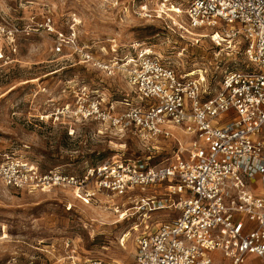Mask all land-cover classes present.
<instances>
[{
	"label": "built area",
	"instance_id": "2783aa9c",
	"mask_svg": "<svg viewBox=\"0 0 264 264\" xmlns=\"http://www.w3.org/2000/svg\"><path fill=\"white\" fill-rule=\"evenodd\" d=\"M156 5L175 22L185 16L176 22L179 28L243 55V66L226 70L213 91L206 71L180 73L151 46L135 42L129 54L106 61L81 45L75 27L59 30L51 13L38 27L54 36L55 53L68 50L80 63L119 72L130 89L110 103L83 86L73 91L74 106L59 110L57 119L97 122L101 129L140 132L156 142L181 130L189 140L179 142L175 158L152 164L151 155L118 154L76 175L42 171L28 160L0 154V180L28 191L72 188L88 201L98 195L126 198L147 215L176 213L156 227L146 224L136 236L135 264H249L250 255L264 261V192L252 188L255 179L264 180V0H156ZM141 9L152 16L147 4ZM19 32L0 17V37L12 54ZM163 185L165 198L155 190ZM116 206L122 211L125 203ZM68 264L117 263L91 258Z\"/></svg>",
	"mask_w": 264,
	"mask_h": 264
},
{
	"label": "rangeland",
	"instance_id": "374dc122",
	"mask_svg": "<svg viewBox=\"0 0 264 264\" xmlns=\"http://www.w3.org/2000/svg\"><path fill=\"white\" fill-rule=\"evenodd\" d=\"M144 4L151 17L143 14ZM157 8L156 0H0V17L20 30L16 53L9 52L0 37V154L28 160L42 171L76 175L118 154L151 155L152 164L175 158L179 142L189 140L181 130L156 142L140 132L101 129L97 122L57 119L59 110L74 106L73 91L83 86L98 90L110 103L128 96L130 89L119 72L108 74L80 63L68 50L55 53L54 36L38 27L51 13L59 30L67 33L75 27L81 45L106 61L129 54L135 42L151 46L180 73L206 71L213 91L226 70L243 66V55L236 57L231 48L186 32L176 24L185 16L173 15L175 22ZM164 186L155 188L161 198L166 197ZM128 201L105 195L88 201L72 188L28 191L0 180V264H68L91 258L135 264L136 236L146 224L156 227L176 213L158 210L147 215ZM123 203V210L116 211Z\"/></svg>",
	"mask_w": 264,
	"mask_h": 264
},
{
	"label": "crops",
	"instance_id": "0c3cea01",
	"mask_svg": "<svg viewBox=\"0 0 264 264\" xmlns=\"http://www.w3.org/2000/svg\"><path fill=\"white\" fill-rule=\"evenodd\" d=\"M252 188L257 193L264 192V180H262L261 178L255 179V181L252 183ZM249 264H264V261L255 255H250Z\"/></svg>",
	"mask_w": 264,
	"mask_h": 264
}]
</instances>
